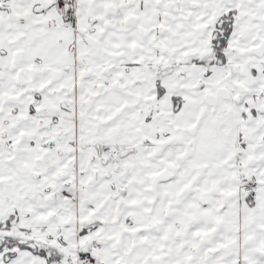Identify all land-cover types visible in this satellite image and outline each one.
<instances>
[{"label": "snow or ice", "instance_id": "obj_1", "mask_svg": "<svg viewBox=\"0 0 264 264\" xmlns=\"http://www.w3.org/2000/svg\"><path fill=\"white\" fill-rule=\"evenodd\" d=\"M0 264H264V0H0Z\"/></svg>", "mask_w": 264, "mask_h": 264}]
</instances>
